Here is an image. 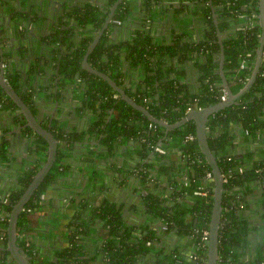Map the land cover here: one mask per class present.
Here are the masks:
<instances>
[{
	"label": "trees",
	"instance_id": "1",
	"mask_svg": "<svg viewBox=\"0 0 264 264\" xmlns=\"http://www.w3.org/2000/svg\"><path fill=\"white\" fill-rule=\"evenodd\" d=\"M114 1L87 0L76 5L64 22L69 24L56 26L45 37V42L51 40L65 45V51L52 46V57L55 55L58 61L61 84L75 75L79 76L81 108L87 107L94 114L87 130L66 129L55 117L40 119L37 102L27 89L32 86V78L25 76L27 81L24 83L17 70L6 73L11 85L30 105L40 123L54 132L57 151L56 161L18 214L17 243L24 253H28L31 264L39 259V251L28 235L36 232L34 221L44 213L47 190L55 187L72 191L75 188V184L69 183L67 174L71 166L68 157L76 143L82 146L87 142L86 137L94 136L108 154L124 137L132 143L135 162L113 167L112 172L107 173L113 174L115 181L122 185L128 179H135L134 191L145 189V193L140 194L142 208L138 210L136 204L130 207L138 212V221L126 219L124 203L118 204L107 198L94 203L87 197L74 195L70 202L76 203V209L65 223L66 241L55 251L54 263L87 264L102 254L104 264H137L143 259L148 264H207L209 246L203 235L204 230H210L215 201L214 181L207 176V171L212 170L197 140V123L191 118L182 126L167 131L120 97L105 77L82 68L86 48ZM190 1L194 2L193 10H188L189 5L182 2L176 11L179 14L192 13L194 18H198L197 25L201 27L203 37L192 38L191 33L185 30H174L167 42L159 40L149 27L142 25L134 28L130 36L118 40L114 36L117 26L111 21L89 54L91 66L103 70L122 85L130 97L167 122L179 120L199 105L205 108L222 100L220 92L225 84L218 71L221 54L218 31L221 32L225 52L223 70L233 93L242 88L250 77L258 53L262 31L257 18L260 0ZM135 5H139L150 18L156 8L167 9L162 0H121L113 19L124 20ZM244 59L247 63L240 68ZM29 67L34 68V64ZM134 69L141 70L135 79L129 75V71ZM191 71L193 74L189 73ZM1 101L5 103L0 107V122L4 116L6 120L0 123V156L8 161L11 156L10 126L23 122L24 115L17 113V103L6 94L0 83ZM1 110L6 111L2 113ZM10 114L12 120L9 121ZM206 126L207 143L217 157L220 171L226 176L216 264H264V241L258 244L253 258L239 261L243 252L241 248L247 245V235L258 227L243 212L247 204L245 194L255 184L261 185L264 194V49L253 84L235 102L208 114ZM21 127L22 134H35L28 148L38 154V159L20 171L14 186L0 195L4 226L0 232V264H14L10 260V251L6 249L8 216L46 160L48 152L47 141L42 135L29 125ZM189 134L194 137L188 138ZM156 144L162 145L167 152L150 160L148 157L152 151L158 153L153 149ZM172 144L181 150L180 160L169 156L168 146ZM251 144L263 145V149L259 153L250 147ZM99 147L85 151L77 163L79 171L89 169L88 172L93 174L92 182L99 178L96 164L106 158V153ZM118 171L124 172L123 178L118 179ZM181 174L185 175L184 179ZM197 188L208 193H195ZM163 224L167 228L161 227L160 230ZM162 231L175 232L178 238L191 237L195 247L190 256L181 251L178 243L164 244ZM21 233L25 234L22 238ZM26 239L30 242L23 246Z\"/></svg>",
	"mask_w": 264,
	"mask_h": 264
},
{
	"label": "crops",
	"instance_id": "2",
	"mask_svg": "<svg viewBox=\"0 0 264 264\" xmlns=\"http://www.w3.org/2000/svg\"><path fill=\"white\" fill-rule=\"evenodd\" d=\"M166 11H162L161 7L156 8V12L152 14V17H146L145 11H142L139 5L133 7V11L130 14H127L125 19H122V22L115 24L117 26L114 36L116 39L120 40L124 37L130 36L131 31L134 28L140 26L149 27L154 35L157 36L159 40H165L169 42L172 32L174 30H185L188 33H191L192 38L203 37V32L201 27L197 25L198 18H194L193 14L185 13L179 14L176 11V7L179 6L182 2L189 5L188 10H193L194 2L190 0H162ZM163 6V7H164ZM192 14V15H191ZM181 32V31H180ZM128 69V68H127ZM50 73V71H49ZM141 73L140 69H134L129 71V75L133 79L138 78ZM193 74V72H189ZM51 80L52 77L50 78ZM33 80V79H32ZM73 79L69 82L71 83ZM75 80V79H74ZM73 80V81H74ZM39 83V82H38ZM43 83V81H40ZM56 85V84H55ZM65 86V83L63 84ZM69 89H67V94L69 96V103H63L60 98V93L57 96L59 105L55 111L54 107L56 103L53 99V95L46 96L44 89L42 88L37 93L39 108L37 115L40 119H48L49 114L53 113V117L57 119V115L62 116L63 119H58L60 125L66 129H80L87 130L90 127V122L94 118L93 112L89 108H81L82 105V95L80 91L79 84L72 82L68 83ZM46 87L45 85H43ZM62 86H60L61 88ZM54 88V85L53 87ZM55 112V113H54ZM59 124V123H58ZM20 141L17 140L16 143H13L10 152V160L6 161L0 156V193L4 195L9 191L11 187L14 186L17 179V175L20 171L24 170L26 166L30 163H34L38 158L35 157V152H31L27 145V140ZM241 139V137H240ZM87 142L83 143L82 146L80 143H76L73 148V152L69 154L68 160L71 163L69 168L70 172L67 174L68 181L70 184H75V188L70 191L69 189L51 187L47 190V193L44 197L45 203L43 207L44 213L37 216V220L34 221L36 225V232L32 235H28L31 243L39 251V259L35 260L33 264H55L54 259L55 251L61 246L65 240V223L74 213L76 209V203L72 204L70 202L71 197L74 195L79 196V198H89L94 203H99L102 198H107L113 201H117L118 204H125L124 215L127 220L130 222L138 221L139 216L136 210H131L130 207L134 204L137 205L138 210L142 208V199L140 198L141 193H145V189H139L134 191L135 179H128L124 181L123 185L116 182L114 175L111 173L113 167H119L122 165L134 164V149H132V143L127 138H120L113 147L112 152L106 153V148L98 143V139L95 137H86ZM31 142V141H30ZM97 146L102 150L106 158L98 159L99 162L96 164L97 174L99 176L97 182H92L93 174L88 172L89 169L85 171L78 169V161L85 151L92 150L97 148ZM169 156L173 159L180 160L181 150L175 145H169ZM253 150L261 152L260 149H263V145H250ZM98 148V149H99ZM43 153L41 154V156ZM159 153H154L153 151L149 154V159L153 160L158 157ZM43 157V156H42ZM97 160V161H98ZM84 172V173H83ZM86 172V173H85ZM119 175L118 179L123 178L125 175L124 172L118 171L116 173ZM92 176V177H91ZM184 179L185 175H180ZM117 179V180H118ZM67 181V182H68ZM261 185H254L249 187V191L245 194L247 204L243 207L244 214L249 218V221L258 227L254 230H251L249 235H247V245L241 248L243 252L239 256V261L247 260V258L254 257L256 255V249L258 244L264 241V194L260 188ZM183 200V199H182ZM3 209L0 204V232L4 229L3 226ZM162 225L159 227L161 230ZM163 232V240L166 245H173V243H178V246L181 248V251L190 256L193 252V240L189 236L177 237L174 234L175 232ZM24 233L20 234V238L24 236ZM177 237V238H176ZM25 238V237H24ZM176 238V239H175ZM2 240V239H1ZM89 244L88 246H90ZM92 246V245H91ZM104 257L101 254L96 259H90L87 264H104ZM146 259L137 263V264H148L145 262ZM15 264V263H14Z\"/></svg>",
	"mask_w": 264,
	"mask_h": 264
},
{
	"label": "water",
	"instance_id": "3",
	"mask_svg": "<svg viewBox=\"0 0 264 264\" xmlns=\"http://www.w3.org/2000/svg\"><path fill=\"white\" fill-rule=\"evenodd\" d=\"M58 0H36V3L40 6V13L39 20H38V28L40 31L45 32L46 26H49L50 24L49 19L54 18L51 14L54 11V8H56ZM67 1V0H62ZM121 0H115L113 6L111 7L110 11L107 14V17L103 21L102 25L100 26V29L95 34L94 39H92L91 43L86 49V53L83 58V64L82 68L85 70L93 73L98 74L100 76L105 77V79L113 86V89L116 90L120 97L125 98L128 100L131 104H133L136 108L144 112V115L147 116L150 120H152L154 123L162 126L167 131L171 130L172 128L182 126L185 124V122L188 119L193 118L195 122L197 123V140L200 145V147L203 149V152L205 153V156L208 163L211 166V170L213 172V197H215L214 201V207L213 211L211 213V224H210V236L208 238V246H209V258L207 260V264H216V261L219 257L218 252V236H219V229H220V211H222V190L224 186V176L223 173L220 171L219 166L217 164V157L212 151L211 148H209V145L207 143L206 139V120L208 117V114L213 113L217 110H219L221 107L225 105L232 104L235 102L237 97H239L241 94L244 93V91L250 87L257 75V70L259 67V64L262 60V54H263V44H264V0H260L259 5V14L257 15L258 22L261 24L262 31L261 36L259 39V45H258V53L257 58L254 63L252 72L248 80L244 83V86L240 88L237 92H232L230 90V85L227 81L226 74L223 70V63L225 58V52L223 49V44L221 41V32L219 33V42L221 46V54H220V63L218 66V71L221 73L223 82L225 86L227 87V97L226 99H222L219 101V103L205 107V108H195L190 110L188 113H186L182 118L179 120L167 122L163 120L162 118L154 116L149 108L145 106L142 103L137 102L132 97L128 95V93L125 92V89L122 85H119L111 76H109L107 73H105L103 70L94 68L89 63V54L92 52L91 50L95 46V43L97 40L102 36L103 32H105L106 28H108V24L113 20V15L115 14L116 8L119 5ZM0 8L3 9V5L0 4ZM1 11V10H0ZM46 19V20H45ZM214 20L216 21L215 15ZM54 21V20H52ZM21 49H19L21 54V57L18 58L16 55H12L11 61H15L17 64H23L26 66L27 70V77H31L32 79L39 80L40 79V73H43L45 76L48 74V71L50 70V65L53 63L52 55L54 54L51 51L52 46H54V42L51 40L40 41L35 40L34 38H30L28 34L24 35L21 39ZM23 62V63H22ZM34 64V68L30 69V65ZM43 81H47V79L44 77ZM0 83L4 87V90L6 91V94L17 103L19 106L20 112L25 117L24 125H29L36 133L42 135L44 139L47 141V154H46V160L42 162L36 173L34 174V177L32 181L25 187L24 191L20 195V197L17 199V202L13 205L12 211H10L7 221V240H6V249L10 251L11 258L10 260L13 261L15 264H31L30 263V256L28 253H24L23 250H21L20 246L17 243V218L18 214L25 208V205L28 201V199L32 196L34 190L41 184V182L44 180L46 173L49 171L52 163L56 161L57 158V151H56V139L54 132L51 129H47L45 126H43L40 121L37 119L34 112L32 111L30 105L25 102L21 96L14 90V87L6 81V78L3 77V69L0 68ZM68 81L66 82L65 86H62L61 88H56L57 93H60V98L62 99L63 103H69L70 98L67 94L68 87ZM54 101L56 102V107H54L55 111L57 110V106L59 105V101L57 97H53ZM55 113V112H54ZM53 117V113H50V120ZM58 119H63L60 115L56 116ZM59 122V120H58ZM60 123V122H59ZM20 128L15 129L14 131H18ZM18 140V137L11 138L10 139V145L9 148H11L13 143H16ZM24 138L22 139V141ZM21 141V139H20ZM35 157L38 158V154L35 153ZM74 185V184H72ZM2 195V193H0Z\"/></svg>",
	"mask_w": 264,
	"mask_h": 264
},
{
	"label": "flooded vegetation",
	"instance_id": "4",
	"mask_svg": "<svg viewBox=\"0 0 264 264\" xmlns=\"http://www.w3.org/2000/svg\"><path fill=\"white\" fill-rule=\"evenodd\" d=\"M85 1L87 0H67V1L58 0L56 2L57 3L56 8H54V11L52 12L54 14H51L54 18L49 19L50 24H52V26L51 25L46 26V30L45 32H43V31H40L38 28V20H39L38 17L39 15H41V13H40V6L36 3V0H0V4L3 5V9L0 8L1 10L0 11V68L3 69V77L6 78L7 82L10 83V81L6 77V73L13 69L17 70V72L20 74L21 81H23L24 83L25 81H27L25 77L27 76L26 66L23 64L16 65L15 61H11L13 54L17 56L18 62L20 61L19 57H21L22 53H20L19 49H21L20 47L22 43L21 42L22 37L28 34L30 38H34L37 41L38 40L45 41L46 35L50 34L53 30H55L56 26H59V25L62 26L66 24L68 25L69 23H64V22H66V20L69 19L67 15L71 14L69 13L70 10L75 8L76 5L78 4L80 5L84 4ZM70 21H73V20H70ZM54 46L56 48L59 46L60 49L59 48L57 49L62 50V51H65L66 49L63 43L58 44L54 42ZM57 64H58V61L54 55L53 63H51L50 65V70H49L50 73L48 71V74L46 76L43 73H40L39 74L40 79L38 81L35 79L33 80L30 79L32 86L31 87L29 86L27 89L30 90V93H32L33 97L35 98V101L37 102V108H39L37 93L39 92L40 89L45 88L43 91L44 93H46V96L53 95V97L55 96L56 98L59 94L57 93L56 88L58 87L60 88V86H64L63 84H61V81H60L61 78L58 76ZM44 77L47 79V81H43ZM51 77L52 79L54 78V80H51L50 79ZM71 79L73 80L75 79L74 81L76 82V84H80L79 76L75 75V77ZM73 80L71 81V83L72 82L74 83ZM40 81H43V83H40ZM68 83L71 84L69 81ZM43 85H45L46 87H44ZM53 85H54V88H52ZM4 103L1 101L0 107H4ZM4 111L6 110H1L2 113ZM17 113H20V110H17ZM11 118L12 117L10 114L9 121L12 120ZM49 118H50V114H49ZM3 120H6L5 116L2 118L0 122L1 124L3 123L2 122ZM24 122H25V117H24L23 122L15 123L11 125L10 132L13 138L15 137H18V139L26 138L25 140H27V145H28L29 142L32 140V138L35 137V134L34 133L22 134L20 132L22 128L21 126L24 125ZM17 128H20V130L14 131ZM1 131L3 132V129H1ZM2 199L4 200L3 196H2Z\"/></svg>",
	"mask_w": 264,
	"mask_h": 264
},
{
	"label": "built area",
	"instance_id": "5",
	"mask_svg": "<svg viewBox=\"0 0 264 264\" xmlns=\"http://www.w3.org/2000/svg\"><path fill=\"white\" fill-rule=\"evenodd\" d=\"M263 17H264V14H263ZM114 20V23L115 24H119V23H121L122 22V19H113ZM245 63H247L246 62V60L244 59L243 61H242V63L239 65V67L240 68H243L244 66H245ZM226 86L224 85L223 87H221V92H220V98L221 99H226V97H227V90H226ZM203 106H197L196 108H202ZM193 109H195V108H193ZM152 122H150L149 124H151ZM152 125V124H151ZM188 138H192V137H194V135L193 134H189L188 136H187ZM153 149L156 151V152H158V153H161V154H164V153H166L167 152V150H166V148H164L162 145H160V144H156V145H154V147H153ZM239 170H241V167L239 168ZM208 173H207V176H208V178H210V179H212L213 178V172H210V171H207ZM223 176H224V180L226 179V176L224 175V173H223ZM195 193H203L204 195L205 194H207L208 193V191L207 190H205V189H203V188H197V190L195 191ZM162 227L163 228H167V225H165V224H163L162 225ZM209 236H210V230H204V235H203V238L204 239H206V241L208 242V238H209ZM30 242V240L29 239H26L25 240V242H24V244H23V246H26V244H28ZM150 242V240L147 242V243H149ZM151 264H154V262L153 263H151Z\"/></svg>",
	"mask_w": 264,
	"mask_h": 264
}]
</instances>
